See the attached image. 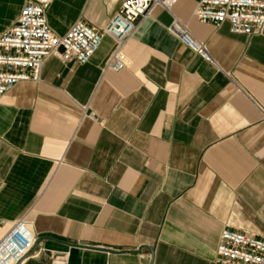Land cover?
Wrapping results in <instances>:
<instances>
[{"label":"crops","instance_id":"1","mask_svg":"<svg viewBox=\"0 0 264 264\" xmlns=\"http://www.w3.org/2000/svg\"><path fill=\"white\" fill-rule=\"evenodd\" d=\"M26 0H0V33ZM158 7L107 71L105 36L85 65L49 58L39 83L0 96V240L25 217L22 264H213L225 227L264 238V35ZM120 0H53L52 32H102ZM205 43L207 63L171 31ZM93 114L98 121L92 120Z\"/></svg>","mask_w":264,"mask_h":264},{"label":"built area","instance_id":"2","mask_svg":"<svg viewBox=\"0 0 264 264\" xmlns=\"http://www.w3.org/2000/svg\"><path fill=\"white\" fill-rule=\"evenodd\" d=\"M52 1L26 0L16 23L0 33V96L19 83H39L44 65L51 57L63 63L87 64L105 36L115 42L106 70L126 69L125 47L140 23L158 7L172 13L179 0H120L118 11L102 32L78 21L61 37L48 25L47 11ZM194 17L215 27L228 24L236 35H264V0H200ZM170 31L194 54L213 63L206 44L197 41L186 25L175 19ZM89 117L98 121L93 114ZM36 242L33 222L27 217L16 221L0 240V264H22ZM213 264H264V238L225 227Z\"/></svg>","mask_w":264,"mask_h":264},{"label":"bare ground","instance_id":"3","mask_svg":"<svg viewBox=\"0 0 264 264\" xmlns=\"http://www.w3.org/2000/svg\"><path fill=\"white\" fill-rule=\"evenodd\" d=\"M57 264V263H56Z\"/></svg>","mask_w":264,"mask_h":264},{"label":"water","instance_id":"4","mask_svg":"<svg viewBox=\"0 0 264 264\" xmlns=\"http://www.w3.org/2000/svg\"><path fill=\"white\" fill-rule=\"evenodd\" d=\"M32 254V253H31Z\"/></svg>","mask_w":264,"mask_h":264}]
</instances>
